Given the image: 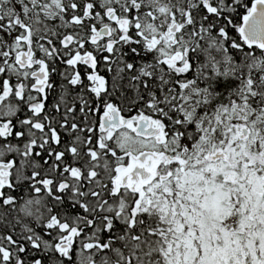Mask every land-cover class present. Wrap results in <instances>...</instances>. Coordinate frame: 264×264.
<instances>
[{
	"label": "snow or ice",
	"instance_id": "snow-or-ice-1",
	"mask_svg": "<svg viewBox=\"0 0 264 264\" xmlns=\"http://www.w3.org/2000/svg\"><path fill=\"white\" fill-rule=\"evenodd\" d=\"M0 264H264V0H0Z\"/></svg>",
	"mask_w": 264,
	"mask_h": 264
}]
</instances>
